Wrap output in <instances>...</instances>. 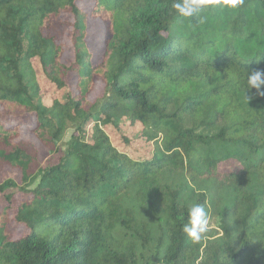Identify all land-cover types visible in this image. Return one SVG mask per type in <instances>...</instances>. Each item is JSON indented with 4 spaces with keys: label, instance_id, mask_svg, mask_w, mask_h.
Here are the masks:
<instances>
[{
    "label": "trees",
    "instance_id": "1",
    "mask_svg": "<svg viewBox=\"0 0 264 264\" xmlns=\"http://www.w3.org/2000/svg\"><path fill=\"white\" fill-rule=\"evenodd\" d=\"M175 2L0 0V264H264V96L244 99L264 0L187 19ZM44 83L65 99L46 105ZM194 204L216 224L198 242L183 232Z\"/></svg>",
    "mask_w": 264,
    "mask_h": 264
},
{
    "label": "rangeland",
    "instance_id": "2",
    "mask_svg": "<svg viewBox=\"0 0 264 264\" xmlns=\"http://www.w3.org/2000/svg\"><path fill=\"white\" fill-rule=\"evenodd\" d=\"M90 5L91 4L89 2H85V3L82 2V4H80V7L88 10ZM87 26H88V33H87V37H86L87 46L94 56L95 63H97L98 58L100 57L101 51H102L103 27H102V24L100 21L92 20V19L87 20ZM64 41H66V40H64ZM71 54H72L71 51L69 49H66L64 52V59L65 60L70 59ZM42 94H43L44 103L46 105H50L54 100L63 101L65 99V97H64L65 96V90H57V89H55L49 85H46L45 83L42 84ZM99 94H100V86L97 87L96 91L93 94V97H97ZM32 127H33V123H27L26 125H22L20 137L23 139L34 141L35 144L37 145L39 151H40V156H41L42 162L44 164H48L50 162V160L47 157L46 151L41 148V146L34 140V137L30 133V130L32 129ZM122 130L125 132L126 136L129 139L132 138L136 141L133 143V147L136 150H138L140 152H143L145 150L146 146L137 142V137H138L139 132H140L139 126L129 127L128 122H123L122 123ZM107 132H108L109 136L111 137L112 141L118 147H122V143H121V140L119 138L118 133L115 130H111V129H108ZM70 134H71V132H68L67 135L65 136V138L62 142L63 148H65V144L69 140ZM119 149H121V148H119ZM130 152L133 156H136V157L141 156V155H139V153H135L133 151H130ZM234 169H237V165H234L232 163L222 164L219 167L220 171L234 170ZM0 203H1V197H0ZM208 227L214 229L216 227V224L214 222L209 221ZM25 233H26L25 228H22V227L13 228V234H14L15 238L20 237V236L24 235Z\"/></svg>",
    "mask_w": 264,
    "mask_h": 264
},
{
    "label": "clouds",
    "instance_id": "3",
    "mask_svg": "<svg viewBox=\"0 0 264 264\" xmlns=\"http://www.w3.org/2000/svg\"><path fill=\"white\" fill-rule=\"evenodd\" d=\"M221 0H176L172 4V8L179 13L182 18H191L199 14L206 6L220 4ZM242 0H222L221 8L234 9ZM206 15H198L197 24L202 25L206 22ZM189 27H192L189 24ZM248 89L245 91L244 99L249 101L250 97H246V93L250 89H255L257 94L264 96V69H256L247 72ZM209 217L204 206L194 204L189 209L188 222L183 226V232L193 241L201 240L203 234L208 230Z\"/></svg>",
    "mask_w": 264,
    "mask_h": 264
}]
</instances>
